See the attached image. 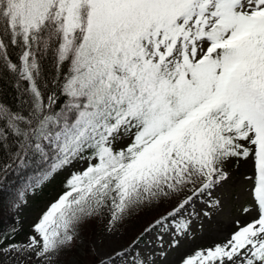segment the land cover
I'll list each match as a JSON object with an SVG mask.
<instances>
[{
  "label": "snow or ice",
  "instance_id": "obj_1",
  "mask_svg": "<svg viewBox=\"0 0 264 264\" xmlns=\"http://www.w3.org/2000/svg\"><path fill=\"white\" fill-rule=\"evenodd\" d=\"M0 67L26 82L28 105L0 104V187L32 166L22 200L87 165L28 243L0 252L54 264L84 223L107 214L113 233L136 210L166 206L97 262L155 264L137 251L143 236L186 233L197 204L222 206L214 193L227 189L228 166L251 160L256 217L183 264H264V0H0Z\"/></svg>",
  "mask_w": 264,
  "mask_h": 264
},
{
  "label": "rangeland",
  "instance_id": "obj_2",
  "mask_svg": "<svg viewBox=\"0 0 264 264\" xmlns=\"http://www.w3.org/2000/svg\"><path fill=\"white\" fill-rule=\"evenodd\" d=\"M125 140L117 147L128 143ZM86 164H74L54 174L49 180L38 188L25 193V198L16 207L17 219L11 235L7 239H0V249L9 245H26L29 237L35 235L33 225L37 223L49 206L65 191V182L73 171H80ZM231 180L227 189H220L214 196L222 200V206L209 209L203 203L197 204L200 216H193L190 228L181 235L164 234L162 243L157 241L156 233L145 234L137 251L151 254L150 259L155 264H183L186 257L193 256L198 250L207 249L226 241L230 234L236 230V222L241 225L252 221L257 213L254 209L252 189L254 183L245 177L254 176V164L251 160L233 162L228 166ZM252 211L245 213L244 208ZM166 206L148 207L138 209L117 226L115 232L106 230L107 214L84 223L78 233L75 251L70 247L59 254L54 264H87L83 257L88 250L89 254L99 259L106 257L114 248L119 249L129 245L144 227L148 226L150 219L158 218ZM207 212L208 215H203ZM0 264H42L41 259L29 252L7 255L0 252Z\"/></svg>",
  "mask_w": 264,
  "mask_h": 264
},
{
  "label": "trees",
  "instance_id": "obj_3",
  "mask_svg": "<svg viewBox=\"0 0 264 264\" xmlns=\"http://www.w3.org/2000/svg\"><path fill=\"white\" fill-rule=\"evenodd\" d=\"M11 59L14 62H18V50H13L11 54ZM44 68L50 73L52 70L51 63L45 59ZM50 79V75L48 76ZM26 86V82L19 81L14 74L0 67V104L8 106L13 111H20L22 114H27L28 105L23 102L26 97L22 96V89ZM19 89V90H18ZM63 102V97H61ZM4 120H0V126H3ZM4 154L0 152V160H3ZM35 169L32 166L25 168H15L3 182L2 187H0V239H7L14 228V224L17 219L16 207L25 198L24 193L23 199L19 197V192L23 190L24 184L27 182L28 177L34 173ZM153 219L148 222L151 223ZM91 227H95V223L91 221ZM77 244V239L74 244L70 246V249L75 251V245ZM83 260L87 264H97L99 258L96 255L89 254L88 250Z\"/></svg>",
  "mask_w": 264,
  "mask_h": 264
}]
</instances>
